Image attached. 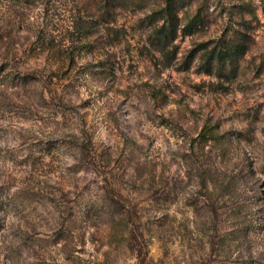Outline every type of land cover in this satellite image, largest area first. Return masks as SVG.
I'll list each match as a JSON object with an SVG mask.
<instances>
[{
  "label": "rangeland",
  "instance_id": "rangeland-1",
  "mask_svg": "<svg viewBox=\"0 0 264 264\" xmlns=\"http://www.w3.org/2000/svg\"><path fill=\"white\" fill-rule=\"evenodd\" d=\"M0 264H264V0H0Z\"/></svg>",
  "mask_w": 264,
  "mask_h": 264
},
{
  "label": "trees",
  "instance_id": "trees-1",
  "mask_svg": "<svg viewBox=\"0 0 264 264\" xmlns=\"http://www.w3.org/2000/svg\"><path fill=\"white\" fill-rule=\"evenodd\" d=\"M173 8H174V5L173 3H169L166 7V10L168 11L169 14H173ZM193 21V19H192ZM241 48L239 46H236V47H224L221 51L217 52L216 50H211L209 53H208V57L209 58H213L215 57L217 54L219 56H223L224 57H227V56H234L235 54H237L239 52Z\"/></svg>",
  "mask_w": 264,
  "mask_h": 264
}]
</instances>
